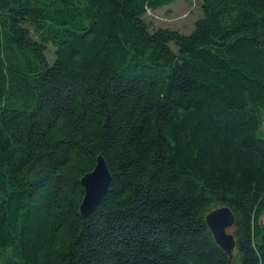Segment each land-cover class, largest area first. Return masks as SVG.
Segmentation results:
<instances>
[{"label":"trees","instance_id":"obj_1","mask_svg":"<svg viewBox=\"0 0 264 264\" xmlns=\"http://www.w3.org/2000/svg\"><path fill=\"white\" fill-rule=\"evenodd\" d=\"M176 1L0 0V264H264V0Z\"/></svg>","mask_w":264,"mask_h":264},{"label":"water","instance_id":"obj_2","mask_svg":"<svg viewBox=\"0 0 264 264\" xmlns=\"http://www.w3.org/2000/svg\"><path fill=\"white\" fill-rule=\"evenodd\" d=\"M110 181L111 176L105 161L101 156H98L93 171L85 174L80 180V185L84 190L79 206L82 216L92 213L106 194ZM205 222L215 242L230 256L235 247L233 236L227 232L234 224L231 211L226 207L217 208L206 215Z\"/></svg>","mask_w":264,"mask_h":264},{"label":"rangeland","instance_id":"obj_3","mask_svg":"<svg viewBox=\"0 0 264 264\" xmlns=\"http://www.w3.org/2000/svg\"><path fill=\"white\" fill-rule=\"evenodd\" d=\"M202 17L199 0H177L168 7L154 12L149 11L146 14V19L153 22L155 28L177 30L184 35L190 34L194 23ZM52 50L49 47L47 56L50 63L52 62Z\"/></svg>","mask_w":264,"mask_h":264}]
</instances>
